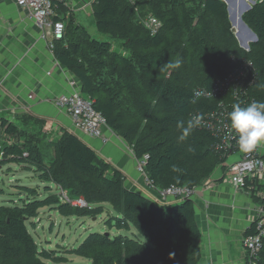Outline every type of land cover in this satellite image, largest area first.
<instances>
[{
	"label": "trees",
	"instance_id": "obj_1",
	"mask_svg": "<svg viewBox=\"0 0 264 264\" xmlns=\"http://www.w3.org/2000/svg\"><path fill=\"white\" fill-rule=\"evenodd\" d=\"M91 2L94 28L109 41L92 37L73 16L63 19L57 0L53 20L65 28L61 39H50L51 51L78 80L81 94L92 102L108 129L128 145L137 160L146 157V179L159 194L171 186L197 187L224 164L226 171V158L214 149L217 139L199 126L181 141L178 123L213 111L225 100L196 99L194 93L210 91L216 80L239 65L237 60L252 64L254 78L244 98L248 103L264 100V0L256 1L242 17L257 37L248 52L232 33L223 0ZM150 17L159 23L154 34L144 24ZM18 121L0 119L2 134L16 139L5 142L0 168L15 164L32 170L42 183L55 186L56 193L46 187L49 195L39 200L35 189L21 187L26 200L0 206V264H71L67 254L90 264H199L201 232L192 198L168 204L153 201L127 189L123 173L74 132L62 129L56 140L48 142L44 119L26 115ZM46 147L53 150L48 163ZM251 186L264 188L258 181ZM59 190L86 206L63 202ZM252 192L250 199L257 204ZM105 205L114 212L105 224L125 235L90 233L77 248L59 255L39 249L28 232L27 223L34 226L32 221L44 208L64 218L96 221ZM254 232L252 224L244 236ZM256 264H264V238Z\"/></svg>",
	"mask_w": 264,
	"mask_h": 264
},
{
	"label": "crops",
	"instance_id": "obj_2",
	"mask_svg": "<svg viewBox=\"0 0 264 264\" xmlns=\"http://www.w3.org/2000/svg\"><path fill=\"white\" fill-rule=\"evenodd\" d=\"M91 3V0L60 1L62 18L68 20L73 16L83 25L84 17H92ZM49 43L50 39L41 37L27 10L13 0H0V119L18 124L22 116L42 118L46 121L43 132L48 134V142L53 141L52 137L58 138L62 129L74 132L100 158L123 173L127 189L161 203L158 191L137 170L138 160L120 137L107 126L102 128L106 143L78 133L67 113L55 106L57 97L73 93L80 84L56 61ZM3 137L6 142L16 140L7 135ZM236 159V155L227 157V165ZM224 167H218L204 179L192 197L201 232L199 264H246L242 238L254 222L256 203L247 191L237 190L223 181ZM258 183L264 185V180L259 179ZM175 202L167 199L163 203Z\"/></svg>",
	"mask_w": 264,
	"mask_h": 264
},
{
	"label": "built area",
	"instance_id": "obj_3",
	"mask_svg": "<svg viewBox=\"0 0 264 264\" xmlns=\"http://www.w3.org/2000/svg\"><path fill=\"white\" fill-rule=\"evenodd\" d=\"M13 1L18 7L28 11L29 18L33 20L43 39L59 40L62 38L65 26L62 22L53 20L56 15L54 4L57 0ZM144 24L152 34L156 33L159 28V23L152 17L144 21ZM48 47L51 51L52 44L49 43ZM237 61L239 65L226 77L216 80L210 91L198 90L195 93L199 92V96L194 93L196 99L220 97L225 100L219 101L215 110L194 114L193 116L201 115L203 119L200 127L209 131L217 139L214 147L215 151L221 153L226 159L236 155L237 159L227 166L224 181L230 183L237 190L243 192L248 190L249 194L253 191L252 194L258 199L254 209L253 224L255 232L253 235L243 236L242 238V246L246 253V264H256L258 254L262 248V239L264 238V188L254 189L251 183L259 179L264 180V142L257 144L250 152H243L238 147V140L230 128L228 113L232 110L234 104H240L241 106L249 104L244 96L246 95V87L253 82L254 78L252 64L242 60ZM71 84L73 85L74 83ZM232 101L237 103H231ZM54 103L56 107L63 109L67 113L76 132L92 138H98L103 143L107 142L102 133V128L106 126L104 118L94 110L92 102L81 94L80 87L71 94L60 95L55 99ZM2 136L4 135L2 134L0 122V160L3 159L4 144L6 142ZM24 156H26L25 153ZM145 161L146 157L138 160L137 170L141 173H143ZM147 182L154 188L148 180ZM247 182H249L248 186H246ZM195 188L171 186L158 194L159 200L163 203L166 202L168 197L190 199L193 197ZM58 196L63 202L70 203L73 206H86L81 199L69 200L66 193L61 190L58 191Z\"/></svg>",
	"mask_w": 264,
	"mask_h": 264
},
{
	"label": "rangeland",
	"instance_id": "obj_4",
	"mask_svg": "<svg viewBox=\"0 0 264 264\" xmlns=\"http://www.w3.org/2000/svg\"><path fill=\"white\" fill-rule=\"evenodd\" d=\"M247 2L249 0H246ZM240 8V1L231 4V10L237 11ZM235 13V12H234ZM83 26L89 31L92 37L101 40L109 41V38L94 30L92 17L83 18ZM118 43L113 42V48L119 50ZM240 45V44H239ZM48 135V134H47ZM57 137H52L55 140ZM45 162L48 163L53 157V150L49 147L44 148ZM227 170V168H225ZM226 173V171H225ZM225 173L223 181L225 179ZM21 187L35 189L38 192L36 199H43L49 193L45 190L46 187L52 189L50 193H56V188L52 184L42 183L38 179V175L32 170L23 169L22 166L11 164L3 165L0 168V206H12L13 204H21L20 199L26 200V194ZM167 199L177 200V198L168 197ZM167 201V200H166ZM109 215H114L112 208L105 205V212L99 216L96 221L89 218L76 219L74 217L64 218L56 211L44 208L40 210L39 217L34 219L32 223H27L28 232L32 235L39 249L47 251H57V254L65 255L68 251L77 248L90 233H110L112 236L119 234L125 235L124 231H117L116 228L110 229L105 220ZM135 233L134 230H132ZM139 239L142 237L137 235ZM71 264H90V261L75 255H65Z\"/></svg>",
	"mask_w": 264,
	"mask_h": 264
},
{
	"label": "clouds",
	"instance_id": "obj_5",
	"mask_svg": "<svg viewBox=\"0 0 264 264\" xmlns=\"http://www.w3.org/2000/svg\"><path fill=\"white\" fill-rule=\"evenodd\" d=\"M175 66H179V61ZM199 96L200 93H195ZM201 115L192 116L187 122L178 123L181 129L179 139L186 140L193 131L201 125ZM228 120L232 132L238 140V147L243 152L252 151L257 144L264 142V100H255L246 106L234 104L228 113ZM194 151V149H191ZM177 169L173 166V171Z\"/></svg>",
	"mask_w": 264,
	"mask_h": 264
},
{
	"label": "water",
	"instance_id": "obj_6",
	"mask_svg": "<svg viewBox=\"0 0 264 264\" xmlns=\"http://www.w3.org/2000/svg\"><path fill=\"white\" fill-rule=\"evenodd\" d=\"M227 7L228 18L231 24L232 33L234 34L239 46L245 50L249 51L250 44L257 41L256 35L248 28L244 23L242 17L243 15L251 9V7L256 3L254 0H239L240 8L237 13L231 10V4L236 3L238 0H223Z\"/></svg>",
	"mask_w": 264,
	"mask_h": 264
},
{
	"label": "bare ground",
	"instance_id": "obj_7",
	"mask_svg": "<svg viewBox=\"0 0 264 264\" xmlns=\"http://www.w3.org/2000/svg\"><path fill=\"white\" fill-rule=\"evenodd\" d=\"M48 124V123H47ZM225 172V171H224ZM257 202V201H256Z\"/></svg>",
	"mask_w": 264,
	"mask_h": 264
}]
</instances>
